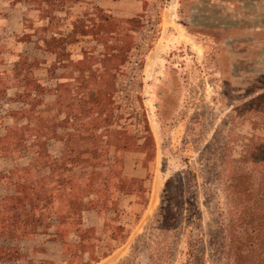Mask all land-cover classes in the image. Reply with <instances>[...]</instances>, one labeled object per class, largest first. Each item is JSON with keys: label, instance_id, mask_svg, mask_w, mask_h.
I'll return each instance as SVG.
<instances>
[{"label": "rangeland", "instance_id": "374dc122", "mask_svg": "<svg viewBox=\"0 0 264 264\" xmlns=\"http://www.w3.org/2000/svg\"><path fill=\"white\" fill-rule=\"evenodd\" d=\"M66 1L64 15L49 10ZM78 1L34 13L55 34L47 71L9 76L31 84L17 97L29 121L47 92L36 79L47 74L64 120L48 123L45 137L76 130L86 137L68 147L93 152L72 161L80 175L61 174L72 190L53 206L35 193L59 186L44 166L62 150L58 136L0 175L16 182L5 196L26 210L8 218L12 238L63 241L56 261L35 255L34 264H264V0H99L118 3L113 11ZM8 83L0 78V95ZM96 208L104 233L81 225L83 210ZM76 235L81 242H67Z\"/></svg>", "mask_w": 264, "mask_h": 264}, {"label": "crops", "instance_id": "0c3cea01", "mask_svg": "<svg viewBox=\"0 0 264 264\" xmlns=\"http://www.w3.org/2000/svg\"><path fill=\"white\" fill-rule=\"evenodd\" d=\"M12 0H0V45L3 46V52L7 56H13L17 57L20 52L23 51V49L27 46H30L26 39L29 37L30 42H35V40L38 39L39 35L42 34L43 37L46 39L52 34L49 31H44L41 28H39L40 25H43L46 23L45 19H40L37 16L34 15L37 11H45L39 8H36L37 0H23L20 3H17L15 5H12ZM88 3H91L90 0H81L77 3L73 4V7L80 8L84 5H87ZM94 3L98 4L100 6L99 0H94ZM109 4L102 7L105 11H113L118 6V3L116 2H107ZM116 3V4H115ZM117 5V6H116ZM71 8V7H69ZM134 11V10H133ZM124 14V11H122ZM59 16H62L64 14H58ZM65 17V16H64ZM69 20H67V23ZM64 26V32L62 33H68L70 32V27ZM32 35V36H31ZM64 35V34H61ZM23 38H26L23 40ZM9 54V55H8ZM39 58L40 63H38V66H32L30 64L34 63V60ZM35 59L31 60L29 59V63L21 66H13L12 63L10 64V59H8L7 63H2L0 61V78H6L7 81H9L8 85L4 88V90L1 92L0 98L3 103L2 105V117L0 118V175L3 176L6 179L5 174H11V171L13 168H15L16 165L24 166L28 164L29 162V154L27 151H30L31 148L28 147H20V145L17 144V137L22 133L26 132L29 129L33 127L34 119L37 117V114L35 116L30 117L29 121L28 119L19 116L18 112L20 110V105L17 97H20L23 94V90L25 87L31 85L26 84L25 77L19 76L16 78L15 76L11 75V73L21 72L23 70H26L28 68H32L31 73L34 77L40 75L42 72L47 71L46 69L53 64V54L50 51H45L42 49H39L37 51ZM45 68V70H44ZM16 75V74H15ZM15 77V78H14ZM42 81L44 86H50V83L52 81L48 80L47 74H43L40 79H36V81ZM20 81H22L20 83ZM19 82V83H18ZM52 84V83H51ZM54 97L49 94L45 93V95L41 98V104L37 105V108L42 107L44 104L50 103L51 100H53ZM38 112V111H37ZM36 112V113H37ZM15 125H23L21 128H16ZM14 130H17L16 132ZM20 130V131H18ZM18 146L20 149L27 153L21 154L19 153ZM28 146V143L27 145ZM13 149L17 150L16 154H9L8 151H13ZM25 150V151H24ZM7 153V154H6ZM53 155H56V152L52 153ZM7 172V173H5ZM9 182H5V180H0V197H7L8 191H11L12 187H14L16 182L11 181L8 179ZM12 183V185H8ZM13 190V189H12ZM19 193V192H17ZM114 210L109 209V212L107 210V216L114 215ZM111 212V213H110ZM98 209H85L83 210L81 214V225L89 226V227H96L97 230L104 233V221L105 218L103 216H99ZM131 231L127 234V237L129 236ZM10 239H4L0 235V245L1 244H7L6 242H9ZM37 242H53V243H46L42 244L44 247V250L42 253L35 252L36 255H39L38 257L40 259H47L51 261H56L55 253H51V249L54 245L55 249L57 248V252L62 253L60 250V247L62 245L61 240H51L47 238H40L39 235L34 234L32 238H24L19 239L17 241L18 245L25 246L30 252L37 246ZM59 242V243H56ZM67 242H81L80 237L77 235L67 241ZM103 253H101L102 255ZM63 255V254H62ZM85 257L87 258L88 252H86ZM63 259V257H62ZM18 263V262H17ZM16 263V264H17ZM6 264V263H5Z\"/></svg>", "mask_w": 264, "mask_h": 264}, {"label": "trees", "instance_id": "16d2710c", "mask_svg": "<svg viewBox=\"0 0 264 264\" xmlns=\"http://www.w3.org/2000/svg\"><path fill=\"white\" fill-rule=\"evenodd\" d=\"M50 3V0H37V4H36V8L39 9H43L45 4ZM69 7H67V1L65 4H60L57 2L56 5H50V9L49 10H54L56 11L55 13L57 14H64L65 11L68 9ZM70 13V12H67ZM85 16V12L84 10L81 12V14L78 16V18H76L74 20V23H78L80 22V18ZM83 27H91V23L86 21L83 24ZM88 30V29H86ZM32 36V35H31ZM26 42L30 45L27 46L23 49L22 52H20L18 54L17 57H13V56H7L5 54V52H3V46L4 45H0V61L3 63H7L8 59H10V64L12 63L13 66H21V65H25L28 63L29 59L33 60L35 59L36 53L37 51H39V49L45 50V51H50L53 54V60L56 61L57 60V52L52 50H49L48 48H46L45 46L49 45V41L46 40L45 37L41 35H39L38 39L35 40V42H30V38L28 37L26 39ZM62 42V41H60ZM68 46L65 45V48H67ZM9 55V54H8ZM48 80L52 81V79L48 78ZM54 86L56 85V83L54 81H52ZM54 86L50 87V86H44V88L46 89V93L51 94L54 99L50 101V103L48 104H44L42 107L38 108V116L34 119V123H33V127L31 129H29L28 131H26L23 135L19 136L17 140L18 145H20L21 147H28L31 149H35V151H39V150H43V144L45 141H51L54 140V136H58L59 140L62 141L63 146H62V150L59 152V154L57 155H53L51 154V156L46 160V162L44 163L45 167L48 168L49 172H55V175L58 179V183H56L57 187L55 188H46V189H38L37 192L35 193V199H37L39 202H41V204H43V207L46 206H53L52 205V200H54V198H56V194L58 192H65L66 194L68 192H70L72 190L71 186L68 185L66 186L65 184V188L62 185V179L61 174L64 173H68V176H74V175H80L79 173H74L72 172V169L75 168L74 166L71 165L72 161H75L76 158L79 160L80 156L82 155V153H90L93 152L92 149H84L81 146H74L72 148L68 147L67 143H72L73 140L76 141H83L84 138L86 137L83 136L82 134L79 135L78 132L75 131V133L73 132H50L48 134V137H45L44 134H46V132H48L49 130V126L47 125L48 123L51 124L53 122L55 123H61L64 118L63 116L60 117L61 112L58 113V111H56V107L55 105L57 104L56 101V90L54 88ZM49 111L51 112L50 116L48 117V113ZM54 113L57 114L56 118H54ZM79 118H76L75 120L78 121ZM59 129H62L61 127H58ZM42 130H45L42 131ZM53 134V135H51ZM28 143V146H26ZM75 143V142H73ZM42 144V145H41ZM42 147V148H41ZM33 160V159H32ZM32 160L30 162V164L32 163ZM88 169H92V165L88 166ZM59 187H62L61 189ZM54 193V194H52ZM11 199L13 200L12 202L10 201V204H3L2 200L3 199ZM17 197L16 196H8L5 198H1L0 197V235L4 238V239H10L9 242H6L7 244H1L0 245V249L2 248L3 250H6L5 253L0 254V264H34L35 263V258L37 256H35L36 254H34L35 252L38 253H42L44 250V247L42 244H46V243H53V242H37V246L35 248H33V250L30 252L25 246H21L17 244V241L19 240V238H12L14 237V227L12 224H7V220L8 218H16L19 217L20 215H24L26 210H23V208H19L18 203L16 204V200ZM82 203V200H81ZM16 224V222H14ZM53 225V224H52ZM54 227V225H53ZM50 239V238H48ZM52 240V239H51ZM59 243V242H56ZM55 246V245H54ZM50 248L52 251L51 253H57V248L55 249V247ZM41 259H39L38 261H40Z\"/></svg>", "mask_w": 264, "mask_h": 264}]
</instances>
